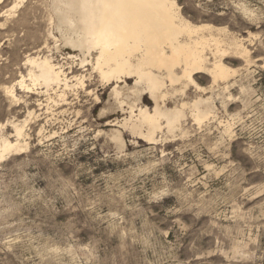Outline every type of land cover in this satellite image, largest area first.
I'll use <instances>...</instances> for the list:
<instances>
[{"label":"rangeland","instance_id":"rangeland-1","mask_svg":"<svg viewBox=\"0 0 264 264\" xmlns=\"http://www.w3.org/2000/svg\"><path fill=\"white\" fill-rule=\"evenodd\" d=\"M177 2L194 24L223 30L232 75L198 73L206 90L166 106L202 96L214 115L198 122L187 107L174 131L163 120L148 140L122 126L129 112L109 104L113 86L96 73L61 98L63 87L34 85L30 55H49L70 81L91 66L68 58L80 53L50 0L14 11L0 0V137L25 130L23 147L0 158V264H264V0Z\"/></svg>","mask_w":264,"mask_h":264},{"label":"bare ground","instance_id":"bare-ground-1","mask_svg":"<svg viewBox=\"0 0 264 264\" xmlns=\"http://www.w3.org/2000/svg\"><path fill=\"white\" fill-rule=\"evenodd\" d=\"M24 1L14 0L11 11ZM50 1L52 18H55L61 39L80 53L76 56L70 54L68 58L79 60L84 68L91 66V73L74 75L70 81L62 66L54 63L49 55L37 53L25 59L30 65L29 77L34 85L53 89V92L63 87L58 95L61 98L66 97L67 90L72 87L86 89V77L91 80L96 73L103 83L113 86V102L109 104L129 112L130 116L123 119L122 126L148 140L156 139L155 134L163 129V120L167 129L174 131L186 116L187 107L191 108L198 122L214 115L216 107L211 98L201 96L191 104L182 102L173 108H168L166 101L180 94L186 95L192 86L205 91L196 80L198 73H210L213 83L226 81L232 75V70L223 61L232 47L216 34L222 29L209 24H194L182 14L177 0ZM50 35L58 47L59 40L52 31ZM209 54L213 55V61ZM130 80H134L133 84L129 83ZM20 84L28 87L24 79ZM9 93L15 94L12 90ZM147 95L154 102L153 111L143 105ZM15 130L18 136L15 142L0 137V158L23 147L24 125L15 124ZM115 139L123 142L119 131Z\"/></svg>","mask_w":264,"mask_h":264}]
</instances>
